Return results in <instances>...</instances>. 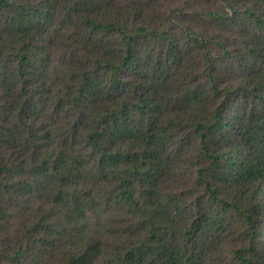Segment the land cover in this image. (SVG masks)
<instances>
[{
  "label": "trees",
  "instance_id": "obj_1",
  "mask_svg": "<svg viewBox=\"0 0 264 264\" xmlns=\"http://www.w3.org/2000/svg\"><path fill=\"white\" fill-rule=\"evenodd\" d=\"M0 0V264H264V0Z\"/></svg>",
  "mask_w": 264,
  "mask_h": 264
},
{
  "label": "rangeland",
  "instance_id": "obj_2",
  "mask_svg": "<svg viewBox=\"0 0 264 264\" xmlns=\"http://www.w3.org/2000/svg\"><path fill=\"white\" fill-rule=\"evenodd\" d=\"M178 1H181V0H168V2L166 3L167 4V6L166 7H170V5L169 4H172V5H174L175 3H177Z\"/></svg>",
  "mask_w": 264,
  "mask_h": 264
}]
</instances>
